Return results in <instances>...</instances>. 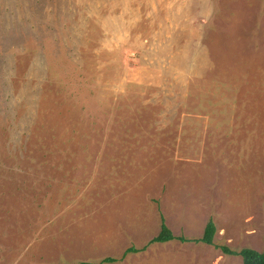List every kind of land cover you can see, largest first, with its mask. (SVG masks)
Segmentation results:
<instances>
[{
    "label": "rangeland",
    "instance_id": "374dc122",
    "mask_svg": "<svg viewBox=\"0 0 264 264\" xmlns=\"http://www.w3.org/2000/svg\"><path fill=\"white\" fill-rule=\"evenodd\" d=\"M241 249L264 254V0H0V264Z\"/></svg>",
    "mask_w": 264,
    "mask_h": 264
},
{
    "label": "trees",
    "instance_id": "16d2710c",
    "mask_svg": "<svg viewBox=\"0 0 264 264\" xmlns=\"http://www.w3.org/2000/svg\"><path fill=\"white\" fill-rule=\"evenodd\" d=\"M162 233L154 237L152 240H150L149 244H165L168 242H178L180 244H205L210 245L212 243V237H213V230L208 228L204 231L201 238L198 239H186L182 237H175L168 232L165 227L162 226ZM132 251V248L127 249L124 252V255L127 253H130ZM232 254L240 257L241 264H264V254L257 253L251 249H241L238 252H233ZM111 263L113 260L111 259H105L103 260V263Z\"/></svg>",
    "mask_w": 264,
    "mask_h": 264
}]
</instances>
